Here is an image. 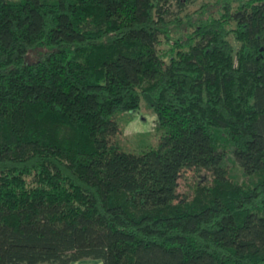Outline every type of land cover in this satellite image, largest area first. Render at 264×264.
Segmentation results:
<instances>
[{
  "label": "trees",
  "instance_id": "1",
  "mask_svg": "<svg viewBox=\"0 0 264 264\" xmlns=\"http://www.w3.org/2000/svg\"><path fill=\"white\" fill-rule=\"evenodd\" d=\"M194 1L0 0V264H264V0Z\"/></svg>",
  "mask_w": 264,
  "mask_h": 264
},
{
  "label": "rangeland",
  "instance_id": "2",
  "mask_svg": "<svg viewBox=\"0 0 264 264\" xmlns=\"http://www.w3.org/2000/svg\"><path fill=\"white\" fill-rule=\"evenodd\" d=\"M212 2V0H195L188 5L183 12H178V15L185 20L186 17L196 16L193 12L197 10L202 3ZM173 12L177 11L174 6L170 7ZM187 14V16H185ZM233 42L232 36L229 37ZM43 49L37 48L31 50L27 59L29 61L40 57ZM120 130L115 136V141L120 143L122 148L129 152L138 153L146 147L155 146L161 131L157 128L156 116L151 107H148L144 98H141L140 106L132 113H122L119 116ZM228 150V149H227ZM226 167L232 182L243 187L250 186V178L245 176L238 165L233 161L232 156L227 152ZM210 172L207 170H187L183 172L179 179L178 197L191 198L196 185H202L209 178ZM73 264H101L99 260L83 259Z\"/></svg>",
  "mask_w": 264,
  "mask_h": 264
},
{
  "label": "crops",
  "instance_id": "3",
  "mask_svg": "<svg viewBox=\"0 0 264 264\" xmlns=\"http://www.w3.org/2000/svg\"><path fill=\"white\" fill-rule=\"evenodd\" d=\"M100 261V260H99ZM101 262V261H100ZM102 264V263H101Z\"/></svg>",
  "mask_w": 264,
  "mask_h": 264
}]
</instances>
